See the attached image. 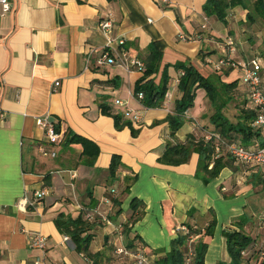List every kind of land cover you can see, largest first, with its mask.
Returning a JSON list of instances; mask_svg holds the SVG:
<instances>
[{"label": "crops", "instance_id": "1", "mask_svg": "<svg viewBox=\"0 0 264 264\" xmlns=\"http://www.w3.org/2000/svg\"><path fill=\"white\" fill-rule=\"evenodd\" d=\"M205 1L9 0L11 9L0 20V110L4 114L0 118V264H94L75 251L70 238L64 241L65 235L54 222L59 213L75 218L92 204L108 218L111 215L110 224L93 227L92 253L109 255L108 248L135 243L157 259L164 254L161 250H169L179 226L188 222L203 227L214 217L213 234L204 238V262L229 263L223 232L238 230L233 222L242 216L244 232L254 239V252L249 247L241 264L261 263L264 257H258L257 249L264 251L263 167L235 161L205 184L195 175L196 153L178 166L157 161L168 141L184 142L189 134L200 132V126L212 128L215 107L205 91L186 111L183 125L171 138L165 119L181 98L177 88L180 72L168 67L170 80L162 106L146 108L133 93L143 72L97 64L106 41L99 23L111 17L113 35L123 37L125 47L142 61L152 39L165 43L159 70L151 76L154 82H159L165 64L184 60L210 66L223 82L236 80L237 86L223 95L224 101L229 100L223 113L236 122L243 108L250 107L241 72L217 69L214 63L223 55L224 36L238 40L245 12L240 7L230 9L226 26L206 17V29L200 30ZM240 31L254 37L245 27ZM182 35L189 40L181 39ZM250 35H243L248 43L253 39ZM256 38L253 44L258 55L244 53V41H240L235 42L233 58L241 61L256 56L264 62V36ZM261 77L264 83V65ZM56 80L60 85L54 90ZM115 99L141 112V122L133 126L136 136L129 127L115 129L112 117L101 113L99 103L103 102L121 114V108L113 104ZM43 117L57 124L63 137L70 130L94 142L99 147L94 166L80 162L79 144L67 145L64 138L58 145L49 144L45 129L37 124ZM262 142L260 138L249 145ZM40 147L53 148L57 154L45 157ZM113 154L120 156L123 165L117 170V180L110 183L107 169ZM47 174L49 186L45 185ZM128 175L136 179L121 194ZM112 187L117 189L119 207L102 203ZM35 190H45V196L33 206H18L24 197L32 198ZM133 198L140 202L141 216L127 224ZM33 233L46 237L44 250L30 247ZM112 258L111 254L108 264L122 263Z\"/></svg>", "mask_w": 264, "mask_h": 264}, {"label": "trees", "instance_id": "2", "mask_svg": "<svg viewBox=\"0 0 264 264\" xmlns=\"http://www.w3.org/2000/svg\"><path fill=\"white\" fill-rule=\"evenodd\" d=\"M234 7H240L245 12V23L248 25L259 23L264 27V0H206L202 5V12L205 17H213L226 26L228 11ZM164 46L165 43L161 40L152 39L149 51L143 59L145 69L142 76L136 81L133 93L134 95H137L138 92L143 93V98L140 102L144 107L159 108L162 106L168 90L170 80L168 67L172 66L175 70L181 72L177 85V88L181 92V98L175 102L174 111L167 114L165 119L168 123L170 137L174 138L176 132L184 123V113L193 106L196 90L202 88L205 91L206 96L215 107V112L210 118L212 128L200 126V132L189 134L184 142H173L176 139L168 141L163 153L157 158V161L164 165L178 166L187 163L191 154L196 153L198 155V162L195 175L201 179L203 183L207 184L217 177L223 168L232 167V164L237 161L223 147L216 151V140L213 138L206 139L205 135L207 132H215L224 142H236L245 148L263 146L264 142L256 146H250L249 144L252 140L264 139V132L261 128L253 125L256 113L251 107L243 108L236 122H232L224 115L223 108L229 100L227 99L224 101L223 95H227L226 93H228L229 90L237 86L236 80L229 83L223 82L220 75L215 72L209 76L203 75L190 60H184L177 61L174 64H165L159 82H154L151 76L159 70ZM228 69L233 70L232 68ZM226 73H228V71ZM99 108L103 115L112 117L115 129L120 130L124 127H129L133 136L138 134L137 129L133 127L131 121L124 118L122 114L113 112L110 106L103 102L99 103ZM55 129L57 132L59 131L57 124H55ZM62 140L67 145H81L82 152L80 154V162L89 167L94 166L95 160L99 154V147L94 142L70 130L65 132L64 137L62 136L61 138V141ZM122 165L120 156L113 154L107 169V177L110 183L117 180V170ZM48 179L49 175L47 174L45 175L46 186L50 185ZM135 179V175H128L124 178L121 194L128 192ZM117 194V189L112 187L108 190V195L105 196L111 200L114 207H119L121 204ZM139 205L140 202L137 198L131 200V215L127 224L135 223L141 216V212L138 209ZM94 207L95 204L88 206V213L92 212ZM192 211L193 210L189 211V216L192 214ZM117 212H120V209H118ZM86 213L87 211L82 209L75 218L59 213L54 218V222L58 231L70 238L76 252L92 260L94 264H108V261L111 260V254L113 255L114 253L115 247L108 248L109 255H105V253L102 252L92 253L90 251L89 246L94 236V232L92 231L93 227L95 225H102V222L93 212L91 218H87ZM110 217L111 215L109 218ZM245 222L246 219L241 216L238 221L233 222L234 225L238 227V230H224L223 235L226 239V247L231 260L229 263L217 262L216 264H241L244 256L241 252L247 251L249 247L252 251L254 239L244 232L243 225ZM184 224L181 226H184L187 230L181 231L177 229L179 233L170 241L169 250H161L164 254L154 259L155 264H185L190 250L192 251V257L189 264H205L204 256L207 243L204 238L212 236L215 227V218L212 217L208 224L203 227L191 225L188 222ZM124 246L126 248H136L141 245H135V243H133L129 246ZM161 251H156L155 253ZM115 257L119 258L116 255ZM260 264H264V259Z\"/></svg>", "mask_w": 264, "mask_h": 264}, {"label": "built area", "instance_id": "3", "mask_svg": "<svg viewBox=\"0 0 264 264\" xmlns=\"http://www.w3.org/2000/svg\"><path fill=\"white\" fill-rule=\"evenodd\" d=\"M11 9V4L9 0H0V20L1 18L9 12ZM203 23L200 24V30L206 29L207 18H203ZM100 30L105 38V44L101 50L100 57L97 59V64L99 65H112L120 66L126 71H138L143 72L145 69L144 62L140 60L136 54L132 53L129 49L125 47V39L123 37H118L113 35V20L111 17L103 18L99 23ZM183 40H189L186 36H181ZM235 39L231 35L224 36L222 38V57H220L217 62H215V68L220 69L222 67L232 68L233 70H239L241 72L240 82L247 89V100L250 107L255 111L254 126L259 127L264 132V84L262 82L261 70L262 65L258 57H252L238 61L233 58L231 54L235 52ZM86 64L90 62V53L86 55ZM210 61V60H209ZM212 63V61H210ZM181 74V72H180ZM60 85L59 80L53 83V89L56 90ZM137 100L143 98V93L138 92L134 95ZM114 106L121 108V114L124 118L131 121L133 126L138 125L142 120V115L139 110L133 109L127 104L120 100L115 99L113 101ZM186 112L184 113L185 116ZM4 114L0 110V118ZM37 124L45 129V138L49 144L58 145L61 142L62 132L61 129L57 132L55 129V124L48 119V117H43L37 119ZM206 139H215V150L218 151L221 147L226 149L231 156H233L237 161L247 164V165H257L264 168V145L256 146L255 148H245L239 143L232 142L226 143L219 138V135L215 132H207L205 135ZM39 152L41 155L49 158H54L57 154L56 150L53 148L40 147ZM45 196V190H35L32 193V198L24 197L20 200L19 205L21 208L27 206H33L35 203L39 202ZM102 203L105 205H111L110 199L103 197ZM92 212L96 215L102 223L110 224V220L105 214V212L100 211L98 208H93ZM92 212L87 211L86 217L91 218ZM181 231H186L184 226H179L177 228ZM64 241H68L69 237L64 236ZM29 244L31 248L44 250L46 248V237L41 233H33L30 237ZM258 257H264V251L257 249ZM114 253L120 259H129L132 264H155L154 258L146 253V251L141 247L136 248H126L124 245H119L115 247ZM243 255L245 251L241 252ZM192 257V251L188 253L185 264H189ZM258 258V259H259ZM263 260V259H262ZM258 261V260H257ZM60 264V263H52ZM255 264V263H254Z\"/></svg>", "mask_w": 264, "mask_h": 264}, {"label": "rangeland", "instance_id": "4", "mask_svg": "<svg viewBox=\"0 0 264 264\" xmlns=\"http://www.w3.org/2000/svg\"><path fill=\"white\" fill-rule=\"evenodd\" d=\"M242 26H244L245 27V31H249V32H253V34H254V37H253V35H250V33H248V32H243V31H240L242 28H244V27H242L238 32H237V34L239 33V35H238V40L237 39H235V42H242L243 43V41H244V47H245V49H243V52L244 53H247L248 55L250 54L251 56L252 55H258V54H256L255 53V45L253 44L255 41H256V37L258 36L259 38L258 39H262L263 38V36H264V27L261 25V24H255V25H248L247 23H243L242 24ZM251 32V33H252ZM255 34H257L256 35V37H255ZM243 35H245V36H248V35H250V36H252V38L253 39H255V40H251V42L250 43H248L247 41H246V39L245 38H243ZM242 46V45H241ZM243 52L241 53V54H243ZM256 57V56H255ZM261 61V60H260ZM193 65L197 68V70L198 71H200L203 75H206V76H209V75H212V74H214L213 73V71H211V67L210 66H206L205 68L204 67H202V65L200 64V63H198V61H195L194 63H193ZM261 65H264V62L263 61H261ZM264 84V83H263ZM204 90L202 89V88H198L197 90H196V93H195V97H194V99H193V106H194V103H195V101H196V103H198L199 101H200V96H201V93L203 92ZM207 97V96H206ZM207 99L209 100V98L207 97ZM210 101V100H209ZM192 106V107H193ZM120 111H121V109H120ZM257 253H259V252H257ZM112 259H115V260H120V262H122V263H120V264H127V261H126V259L125 260H122V259H119V258H116L115 257V254L113 253V258ZM119 262V261H118Z\"/></svg>", "mask_w": 264, "mask_h": 264}]
</instances>
